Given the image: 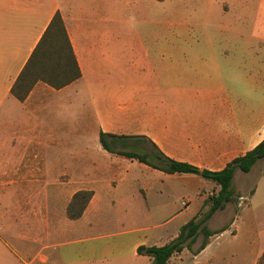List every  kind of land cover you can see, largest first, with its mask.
Instances as JSON below:
<instances>
[{"label":"crops","instance_id":"1","mask_svg":"<svg viewBox=\"0 0 264 264\" xmlns=\"http://www.w3.org/2000/svg\"><path fill=\"white\" fill-rule=\"evenodd\" d=\"M57 12L81 76L59 89L39 80L20 101L11 88ZM100 132L141 137L210 171L252 150L264 139V0H0V208L32 226L46 214L42 229L66 215L52 233L64 239L52 264H150L137 249L178 236L188 221L173 226V176L191 174L108 153ZM193 176L184 178L203 186L200 197L219 190ZM258 176L231 230L251 264L264 253V229L243 217L256 208L263 164ZM81 191L91 197L70 219Z\"/></svg>","mask_w":264,"mask_h":264},{"label":"trees","instance_id":"2","mask_svg":"<svg viewBox=\"0 0 264 264\" xmlns=\"http://www.w3.org/2000/svg\"><path fill=\"white\" fill-rule=\"evenodd\" d=\"M80 76L81 73L63 20L57 12L52 17L29 60L13 84L11 93L22 101L39 80L53 88L59 89ZM99 143L108 153L136 159L167 174L195 175L219 186L217 193L208 197L206 201L208 210L200 220H196L195 217L190 219L181 226L178 236L163 246L138 247L137 253L148 256L151 260L150 264H168L173 255L182 252L185 248L189 249L196 242L197 236L201 232L203 239L195 253L198 254L208 245V239L211 236L225 231L226 228L219 231H210L205 224L216 212L223 210L228 203L234 201L231 184L235 171L240 170L243 173H249L259 160L264 159V139L252 150L235 158L219 171L201 169L171 159L163 154L153 143L144 142L141 137L100 132ZM146 144H149L151 148L146 147ZM90 197L91 192H77L67 208L68 218H79ZM257 264H264V253Z\"/></svg>","mask_w":264,"mask_h":264},{"label":"rangeland","instance_id":"3","mask_svg":"<svg viewBox=\"0 0 264 264\" xmlns=\"http://www.w3.org/2000/svg\"><path fill=\"white\" fill-rule=\"evenodd\" d=\"M211 13L218 12L216 8H211ZM198 13H201L199 10ZM87 141H94L88 137ZM146 147H150L146 144ZM264 165V160L257 163L249 173L237 171L231 184V189L234 194V201L229 203L224 211L216 212L207 222L206 226L210 231H219L227 228L237 217L239 209L238 203H246L251 190L257 184L259 178L258 171L261 165ZM193 176V175H188ZM187 175L173 176V207L177 211L178 216L173 218V226L177 223L189 221L194 214L197 203L201 198L208 199L210 187L205 189V193L200 197V192L203 186L197 181L186 180ZM201 179L198 176H193ZM204 181V180H203ZM211 192L215 194V190ZM238 195L244 199H237ZM20 200V199H18ZM41 203L42 199H38ZM207 201V200H206ZM204 203L203 208L195 214V219L200 220L208 210V204ZM181 202H189L186 207L181 206ZM256 208L254 212L247 210V215L243 217L244 223L246 219L252 221L255 230L264 229V182L261 185V191L256 198ZM24 216V215H23ZM20 214H16L9 206L0 208V264H52L57 256L56 244L64 239L52 235L56 231L58 222L66 215H52L54 226L50 229H42L41 220L46 217V214L38 215L33 219L28 216L24 218ZM45 216V217H44ZM158 220V219H157ZM240 224V221H238ZM53 226V227H52ZM33 227V228H32ZM235 229V224L232 223L231 228L223 233H219L212 240L211 246L199 258H196V250L199 247L203 234L199 232L196 242L189 249L185 248L182 252L175 254L168 264H251L250 248L243 254L239 250V246L235 247L234 235L231 230ZM33 231V233H32ZM51 233V235H50ZM212 237V236H211ZM211 237L208 239L210 241ZM243 241L249 242V235H243Z\"/></svg>","mask_w":264,"mask_h":264}]
</instances>
